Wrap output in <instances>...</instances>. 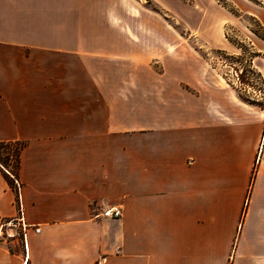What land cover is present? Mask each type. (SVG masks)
I'll return each instance as SVG.
<instances>
[{
	"label": "crops",
	"instance_id": "0c3cea01",
	"mask_svg": "<svg viewBox=\"0 0 264 264\" xmlns=\"http://www.w3.org/2000/svg\"><path fill=\"white\" fill-rule=\"evenodd\" d=\"M138 4L0 0V141H28L18 192L0 163V264H264V109L182 46L143 90H102L89 60L76 74V53L170 37L136 27Z\"/></svg>",
	"mask_w": 264,
	"mask_h": 264
},
{
	"label": "rangeland",
	"instance_id": "374dc122",
	"mask_svg": "<svg viewBox=\"0 0 264 264\" xmlns=\"http://www.w3.org/2000/svg\"><path fill=\"white\" fill-rule=\"evenodd\" d=\"M139 1V9L146 11L147 15L139 19L136 27L166 28L170 31V37L164 41L152 36L140 37L148 38L152 43L149 42L145 49L140 48L137 57L116 50L102 52L100 61L97 53L92 52L89 59L78 57L76 53V64L79 65L76 74L81 72L82 64L86 65L89 60L92 75L99 74V65L102 64V78L106 79L102 90H143L147 66L174 53L177 46H182L208 62L243 97L264 104V85L248 71L251 66L259 72L258 64L264 62V52L259 51L258 46L264 40V26L259 19V15L264 14V0ZM126 21V18L119 16L113 21L102 20V26H122ZM90 22L91 26H98V19ZM133 72L138 73L139 84L131 81L130 74ZM120 78L126 81L123 89L115 84ZM119 115L125 117L126 112L122 111ZM115 116L114 121L118 122V114L115 113ZM4 158L5 152L2 150L0 159ZM12 227L15 225L5 224L2 234H14Z\"/></svg>",
	"mask_w": 264,
	"mask_h": 264
},
{
	"label": "trees",
	"instance_id": "16d2710c",
	"mask_svg": "<svg viewBox=\"0 0 264 264\" xmlns=\"http://www.w3.org/2000/svg\"><path fill=\"white\" fill-rule=\"evenodd\" d=\"M248 71L254 75H256L262 82V85H264V77L262 73L259 71H255L254 68L250 66ZM241 82L246 83L242 77ZM264 89V87H263ZM239 96L246 102L252 105H255L261 109H264V104L261 102H257L255 100H252L250 98H245L241 94L239 90H237ZM28 145V141L26 140H15V141H0V152L3 150L5 152V158L0 159V163L2 166L6 169L5 177L13 189H15L18 192L19 185L17 183L19 179V171L21 167V153L22 150Z\"/></svg>",
	"mask_w": 264,
	"mask_h": 264
},
{
	"label": "built area",
	"instance_id": "2783aa9c",
	"mask_svg": "<svg viewBox=\"0 0 264 264\" xmlns=\"http://www.w3.org/2000/svg\"><path fill=\"white\" fill-rule=\"evenodd\" d=\"M122 214H123V211H122V208H121V207H111V208H108V209L104 210V211L101 213V215H103L104 217H121ZM11 223H12V221H8V222L5 223V224H11ZM3 226H4V225L0 226V239L12 235V234H10V233H8V236L3 235V234H2V231H3L2 227H3ZM12 228H13V227H12ZM12 228H11V230H13ZM36 230H39V228H37Z\"/></svg>",
	"mask_w": 264,
	"mask_h": 264
}]
</instances>
